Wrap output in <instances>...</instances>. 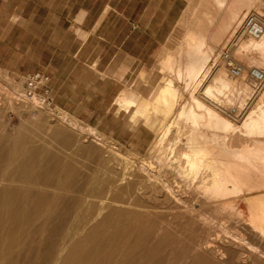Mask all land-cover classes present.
Segmentation results:
<instances>
[{
	"label": "bare ground",
	"instance_id": "bare-ground-1",
	"mask_svg": "<svg viewBox=\"0 0 264 264\" xmlns=\"http://www.w3.org/2000/svg\"><path fill=\"white\" fill-rule=\"evenodd\" d=\"M214 1L219 8L230 7V0ZM231 1L238 8L264 5L262 0ZM211 4L199 0L192 15L186 19L187 29L185 34L182 33L186 38L184 43L177 46V42L174 49L162 50L160 66H157L161 72L159 86L152 97L141 96L134 89H124L116 98V107L120 105L131 117L141 112L145 120L158 128L155 140L151 146L149 144L151 154L147 156L154 161L139 162L146 173L139 184L123 174L116 175L112 186L103 192L97 178L90 176L87 186L78 188L71 180L73 166L70 163H62L58 157L41 158L38 155L46 151L45 147L18 143L2 152L0 264H133L134 254L130 249L134 246H131L130 238L134 231L140 227L143 244L154 237L158 238L157 245L160 246L168 232L177 229L173 224V218L177 216H185L187 222L197 220L207 231L205 239L199 242L202 251H196L192 259L207 256V260L213 257L221 262L229 251L221 249L222 244H215L218 238L215 239L213 234L221 228L225 230L223 221H234L245 214L249 216L258 242L255 243V239L252 244L248 234H243L251 227H246L242 234L236 231L238 233L230 243L224 241L240 251L229 253L227 262L264 264V82L257 83L250 76H243L244 73L241 78L233 76L229 60L223 58L227 49L235 62L244 60L256 65L258 60L263 64L264 35L256 38L244 30L242 20L250 11L242 17L239 11H233L230 20L217 14L218 20L221 19L218 21L221 33H215L217 16H214ZM204 14H208L209 21L205 20ZM220 44L222 50L217 52L216 47ZM220 61L226 62V67L219 66ZM184 72L186 77L182 79ZM249 88L255 92L248 93ZM237 91L249 94L248 98L240 94V102L230 103L235 100ZM120 106L117 108L121 109ZM140 120L146 123L143 118ZM92 131L94 133V128ZM100 138L91 139L104 145ZM125 158L124 162H127ZM124 181L125 184L119 185ZM50 188L73 190V193L75 190L77 194L74 197L71 194L73 198L70 199L67 196V204L63 202V207L59 204L62 196L51 194ZM97 201L99 207L94 213L85 207ZM205 205L214 211L230 208L225 212L236 211L238 216L217 220V214L211 213V208L205 210ZM222 213L219 214L221 217ZM240 225L244 227V224ZM224 241L221 240L225 244ZM244 246L255 249L258 259L245 251Z\"/></svg>",
	"mask_w": 264,
	"mask_h": 264
},
{
	"label": "crops",
	"instance_id": "crops-1",
	"mask_svg": "<svg viewBox=\"0 0 264 264\" xmlns=\"http://www.w3.org/2000/svg\"><path fill=\"white\" fill-rule=\"evenodd\" d=\"M190 1L0 0L24 38L4 47L29 49L13 67L48 73L59 107L125 140L134 126L115 100L124 89L148 95L141 74L160 78L162 50Z\"/></svg>",
	"mask_w": 264,
	"mask_h": 264
},
{
	"label": "rangeland",
	"instance_id": "rangeland-1",
	"mask_svg": "<svg viewBox=\"0 0 264 264\" xmlns=\"http://www.w3.org/2000/svg\"><path fill=\"white\" fill-rule=\"evenodd\" d=\"M198 1L199 0H191L190 1L191 4H190L187 12H185L183 17H181L180 21L178 22V24L176 25V27L174 28V30L172 31V33L169 37V47H167L168 50L170 48L174 49L177 42H178V44H177V46H178V45L184 43V40H186V38L184 37L185 31L187 29V23H186L187 20L186 19H188L189 16L192 15L191 14L193 12L192 10L196 9V6H198ZM262 2L264 4V0H262ZM210 3H212L211 5H212V9H213V13H214L215 17L217 16V14L218 15L220 14V16L222 14L223 16L225 15L224 19L226 17V19L230 20L231 14L233 11H239L240 17H242L245 12L250 11V12H257V13L259 12V14L262 15V17L264 19V5H263V7L262 6L258 7L257 6L258 2H256L257 5H255L254 7H251V8H248L246 6L242 7V8H238V6L235 5L233 3V1L230 0V3H229L230 7L219 8L216 5V2L214 0H212V2H211V0H204V4H208L210 6ZM2 6L3 5L0 4V8ZM201 9H202V7H201ZM204 18H205V20L209 21L208 14H204ZM218 19L219 18L217 16L216 28L214 30L215 33H217V32L221 33V29H220L221 24L218 23V21H221V19L220 20H218ZM9 21H10V18L2 15V10L0 9V82H1L0 83V153H1L0 157L3 156L2 154H4V153H2V152L5 151V149L8 148L9 146L11 147V146L18 144V143L21 146H24V145H27L29 143L28 146L29 145H35V146L40 147V148H42V147L46 148V151H41L38 154L41 158L49 155V157H51V156L58 157L62 161V163H64V162L70 163L73 166V169H72L73 178L71 180H72V183L74 184V186H78V188H80V187L85 188L88 184L87 178H89L90 176H95L97 178V181L101 184L103 192L112 186V184H113L112 181L116 177V175L120 176L121 174H123V175L128 177L127 178L128 180H134V182L136 184H139L138 182H140V180H143L146 177V173H144L145 171L143 170L142 167L140 168L141 165L139 164V162L140 163H142L143 161L148 162L150 160L154 161V160H152L153 159L152 157H147V156H150L149 154H151L149 151L150 150L149 148L152 144L151 142H153L157 136L156 132H158V128L155 127L151 121L148 122L147 119L145 120L146 117H144L143 114H142L143 115L142 116L141 112H140V114L135 113V115L131 117L129 115L130 113L126 111V113H125L126 116L132 120V125L134 126V127H131V129H130L133 132V134L131 135V137H129L130 136L129 134L125 135L124 138H126V139L121 140L118 137H116V136L106 132L105 130L99 128L97 125H95L92 122L78 119L77 116L71 115L69 112L65 111L64 109H61V107H59L57 104H56L58 106L57 109L60 111V115H61V118H59L57 120H53L50 113L48 111H44V110L40 111L36 117L29 114L28 108L26 106H24L22 103H18L17 100L15 99V98H17L16 95L18 94V92L23 90V82H24L23 76L28 72H23V71L21 72V71L16 70L13 67L16 63H18L20 61L21 55L26 54L27 50H29V49L26 47H24V48L4 47L5 45H10V44H13L17 41H20L21 39H24L22 37L23 32L16 30V26H14L12 29L11 25L8 23ZM212 29H213V27H212ZM182 30H183V32H182ZM182 33H184V34H182ZM227 36L228 35H226L225 37H227ZM173 46H174V48H173ZM221 46H222V44H220L219 46L216 47L217 52L222 50ZM167 48L165 50H167ZM238 61L243 66L246 67V68H244L246 71H249L250 68H248V67H251L254 65V64L252 65V62H249L250 63L249 64L246 61L244 62V60H238ZM259 62L262 64V61H259ZM218 63L220 64L219 66L222 67L224 65V67H226V62L220 61ZM253 63H254V61H253ZM257 63H258V60L255 61V64L259 67H264L263 66L264 63L262 65L260 63H258V64ZM209 65H211V63ZM157 66H160V61H159ZM157 68L159 69L160 67H157ZM245 70L243 71L244 75L243 74L242 75L247 76V77L250 76L249 72H246ZM246 73H248V74L246 75ZM6 74H7V76H5ZM184 74H185V72L183 73L184 77L182 79H184L186 77V75H184ZM148 77L144 76V75L141 76L140 85H141V83L147 84V86L149 87L148 91H147L148 92L147 96L152 97V95L154 94L153 92H156V90L159 86L158 83H159L160 78L157 81H154V83H153L151 75L150 76L148 75ZM239 78H241V76ZM180 83H181V85L183 84V82L181 80H180ZM13 86L15 88H13ZM155 86H156V88H155ZM250 88H249L250 91L248 93L255 92L254 91L255 89L253 90V88H252V92H251ZM132 89H134V88H132ZM134 90L137 91L136 89H134ZM10 91H11V94H10ZM7 93H9V94H7ZM12 93L16 94V95L11 96V95H13ZM235 93L238 95L235 94L234 95L235 98L233 96V98L235 100L232 99L231 100L232 102L230 101V103H233L234 101L236 103L240 102V98H242V96L240 94H244V91H242V93L241 92L239 93V91H237ZM244 95H245V97L243 96V98H248L249 94L245 93ZM7 96H8V98H7ZM238 97H240V98H238ZM3 98H5L4 102H3ZM115 104H116V100H115ZM119 106H117V107H119ZM119 109L120 108H117L116 112L118 114H121L124 109H122V107L120 110ZM63 112H65V114H63ZM64 116H66V117L64 118ZM140 118H143L146 121V123L145 122H144L145 124L142 123ZM141 124L145 125L144 126L145 128L140 127ZM78 125L81 127H79ZM150 126H152L153 128H150ZM73 127H74V129H73ZM154 127H155V129H154ZM93 128H94L95 135L92 131ZM118 130H120V129H118ZM53 133H54V135H52ZM98 133H99V135H98ZM100 134H103V135H100ZM95 136H96V138H95ZM100 137L101 138L103 137V139H101ZM137 137H139V139ZM85 138L88 140L83 141ZM91 138L94 140L100 138L99 141L104 142L105 147H104V145L97 144L96 141H94V140L92 141ZM106 139H108L109 141ZM139 140L141 142L146 141L147 145H143L142 143H139ZM90 142L91 143L93 142V143L91 144ZM149 144H150V146H149ZM52 145H55L54 148H52ZM140 147H141V149H140ZM131 149H133V150H131ZM124 151L126 152V154ZM127 153L129 154V156L133 155L132 157L134 159L132 157L131 158L126 157V155L128 156ZM119 154L120 155L122 154V155L120 156ZM94 155H95V157H94ZM121 157H123V158H121ZM136 157H137V159H136ZM140 157H142L141 158L142 161L140 160ZM143 157L146 159L143 160ZM124 158L127 160V162H124ZM149 158H152V159H149ZM94 159L96 162L94 161ZM93 161H94V163H93ZM122 161L126 164L122 163ZM113 162H115V163H113ZM121 164H123V165L121 166ZM153 165H154V163H153ZM126 167H127V169H126ZM154 168H156V167H154ZM125 169H126V171H125ZM171 177L174 178L173 175ZM178 180L183 182V179L181 180L180 178H178ZM125 183H126V181H124L123 183H121L119 185H123ZM78 184H80V185H78ZM115 184L116 183H114V185ZM180 184L182 186H185V184H183V183H180ZM75 189H77V187ZM49 191L53 195H55V194L59 195L60 194V196H62V199L64 198L63 200L61 199L59 202V204L61 206L64 205L63 202H65V199L67 196L70 199V198H73L77 194V191L75 192V190L73 193V190L67 191V190H61L58 188H50ZM71 194H72V196L73 195L74 196L72 197ZM126 197H127V195H126ZM189 199H191V198L189 197ZM243 203H245V201ZM66 204L67 203L65 202V205ZM113 204L118 205V203L117 204L113 203ZM124 206H127V205H124ZM63 207H65V206H63ZM85 207L88 209H91V211H93V213H94L97 210V208L99 207V204L97 201L96 204H93V205L86 204ZM129 207H131V206H129ZM204 208H205V210H209V211L212 209L208 205H205ZM228 209L230 210V208H228ZM228 209H225V210L222 209L223 213H222V210L220 208L218 210H221V212L218 210L214 211L212 209L211 213L214 212L213 214H217L215 217L217 220H218V218L221 220L223 217L224 218L222 220H224L225 217H226V220H228L229 218L231 220V218L234 217L235 215L236 216L234 218H236L238 216L236 211L233 212L231 210L232 212L230 211L229 212L230 214L225 212V211H229ZM221 213L223 214L222 217H221V215H219ZM233 213H235V214H233ZM225 215H227L228 218ZM238 217H237V219H238ZM153 218H157V217L154 216ZM166 218H168V217H166ZM173 219L175 220V222L173 224L176 226L177 229L169 231L168 234L165 236L164 241L161 243L160 246L157 245L158 244V242H157L158 238H154V237H150L148 242L146 244H143L142 239H141L142 230L140 229V227L138 228V230L134 231L133 235L130 238L131 246L132 247L134 246V249H130V251L133 252V254H134L133 255V257H134L133 264H226V263L230 264L231 262H227L228 261L227 257H229V253H231L233 251H240V249L238 247L237 248L234 247L233 245H230V244L228 245L227 241L229 240V243H230V240L234 239V237H235L234 234H236L238 232H239V234L240 233L242 234V231L244 229L246 230V227H247V229L249 227H251V225L249 223V216L247 214H245V216H243V217L240 216L238 220L237 219H234V221L231 220L233 222H231L229 220H228V222L223 221L225 223V230H223L221 228L220 230L222 231V234H221L220 230H218L213 234V236L216 235L215 239L218 238L217 239L218 243L215 242V244H217V246L219 244H222L223 247L221 249L229 251V253H226L227 256L222 258L223 260L221 259V262H218L217 261L218 258H216V260H214L215 258L210 257V259L208 258V260H207V256H203V257L197 256V257L192 259V257H193L192 255H194V254L196 255V251H202L201 250L202 246L199 245V242L203 240L202 238L205 239V237L207 236V231H206L205 227H203L200 222H198L197 220L187 222L186 221L187 218L185 216L184 217L177 216V217H174ZM239 220L242 223H239ZM234 222L236 223V225ZM158 223H159V221L157 219L156 224H158ZM226 223L228 225H226ZM232 223H234V224H232ZM238 224L239 225L244 224V227H243V225H240V227H243L241 229ZM234 225L237 228H235V227L233 228L232 226H234ZM227 226H228V229H227ZM239 228L241 229V232H240ZM226 229L228 231H226ZM252 230L253 229L251 227V228H249V230H246V232L244 231L245 233L243 232V234L244 235H246V233L248 234L247 235V237L249 238L248 241L250 240L251 243L255 242V239H256L255 243H257L258 239L256 237L257 236L256 232H254ZM231 231H233V232L230 233ZM236 231H238V232H236ZM226 232H228L230 234H228ZM218 234H221L222 236L221 235L218 236ZM223 234H225L226 236ZM249 234H250V236H249ZM228 235L229 236L232 235L233 238H231V236L229 237ZM252 235H253V237H251ZM225 237H227L229 239H227ZM254 237H256V238H254ZM219 239H220V241H219ZM224 239L227 241H224ZM221 240H223L226 243L225 244L222 243ZM219 242H221V243H219ZM243 248L245 249V251H249L252 254L253 258L258 259V257H259L257 255L258 253L255 252L256 250L255 249L253 250V248L251 246H249V248H251V249H249L248 246H244ZM246 248H247V250H246ZM253 251H254V253H253ZM254 256H256V257H254ZM167 257H168V259H167ZM136 258H137V260H136ZM224 261L226 263H224Z\"/></svg>",
	"mask_w": 264,
	"mask_h": 264
},
{
	"label": "built area",
	"instance_id": "built-area-1",
	"mask_svg": "<svg viewBox=\"0 0 264 264\" xmlns=\"http://www.w3.org/2000/svg\"><path fill=\"white\" fill-rule=\"evenodd\" d=\"M242 24L250 36L258 38L264 35V19L259 13L250 12L242 20ZM223 58L229 60L228 65L233 76L240 77L243 74L244 66L234 61L230 51H224ZM249 75L257 83L264 82V67L251 66ZM23 78V90L16 95L17 102L26 106L33 116L44 110L50 113L53 120L61 118L54 100L50 75L44 71H31Z\"/></svg>",
	"mask_w": 264,
	"mask_h": 264
}]
</instances>
